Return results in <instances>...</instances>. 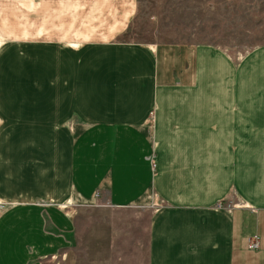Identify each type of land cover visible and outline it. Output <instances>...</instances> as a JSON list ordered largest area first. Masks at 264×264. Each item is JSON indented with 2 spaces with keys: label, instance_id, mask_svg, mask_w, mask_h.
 Listing matches in <instances>:
<instances>
[{
  "label": "crops",
  "instance_id": "0c3cea01",
  "mask_svg": "<svg viewBox=\"0 0 264 264\" xmlns=\"http://www.w3.org/2000/svg\"><path fill=\"white\" fill-rule=\"evenodd\" d=\"M136 7L0 0V264L94 228L102 264H264V46L129 42Z\"/></svg>",
  "mask_w": 264,
  "mask_h": 264
},
{
  "label": "rangeland",
  "instance_id": "374dc122",
  "mask_svg": "<svg viewBox=\"0 0 264 264\" xmlns=\"http://www.w3.org/2000/svg\"><path fill=\"white\" fill-rule=\"evenodd\" d=\"M123 39L145 45H210L236 60L264 46V0H137ZM91 219L95 224L101 216ZM94 229L82 235L68 264L103 263L104 250L93 238L101 230Z\"/></svg>",
  "mask_w": 264,
  "mask_h": 264
},
{
  "label": "built area",
  "instance_id": "2783aa9c",
  "mask_svg": "<svg viewBox=\"0 0 264 264\" xmlns=\"http://www.w3.org/2000/svg\"><path fill=\"white\" fill-rule=\"evenodd\" d=\"M251 248H256L257 247V244L254 242L250 245Z\"/></svg>",
  "mask_w": 264,
  "mask_h": 264
}]
</instances>
